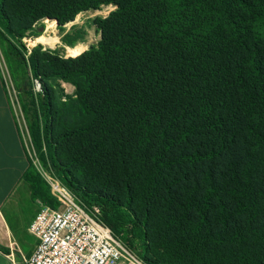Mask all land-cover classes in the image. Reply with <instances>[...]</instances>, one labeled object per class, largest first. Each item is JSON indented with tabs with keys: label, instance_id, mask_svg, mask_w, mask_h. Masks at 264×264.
Masks as SVG:
<instances>
[{
	"label": "trees",
	"instance_id": "trees-1",
	"mask_svg": "<svg viewBox=\"0 0 264 264\" xmlns=\"http://www.w3.org/2000/svg\"><path fill=\"white\" fill-rule=\"evenodd\" d=\"M102 6L95 48L26 52L36 23ZM0 51L39 163L147 264H264V0H0Z\"/></svg>",
	"mask_w": 264,
	"mask_h": 264
},
{
	"label": "built area",
	"instance_id": "built-area-1",
	"mask_svg": "<svg viewBox=\"0 0 264 264\" xmlns=\"http://www.w3.org/2000/svg\"><path fill=\"white\" fill-rule=\"evenodd\" d=\"M33 84L39 87L36 80ZM36 169L57 207L34 200L36 213L27 230L37 244L25 264H147L101 222L97 206H87L53 174Z\"/></svg>",
	"mask_w": 264,
	"mask_h": 264
},
{
	"label": "crops",
	"instance_id": "crops-1",
	"mask_svg": "<svg viewBox=\"0 0 264 264\" xmlns=\"http://www.w3.org/2000/svg\"><path fill=\"white\" fill-rule=\"evenodd\" d=\"M26 133L15 120L0 73V264H25L37 244L27 230L36 207L23 178L33 149Z\"/></svg>",
	"mask_w": 264,
	"mask_h": 264
},
{
	"label": "rangeland",
	"instance_id": "rangeland-1",
	"mask_svg": "<svg viewBox=\"0 0 264 264\" xmlns=\"http://www.w3.org/2000/svg\"><path fill=\"white\" fill-rule=\"evenodd\" d=\"M113 9V6H102L98 10H88L85 12H81L72 21L64 24V26L62 27L57 24L56 20H51L48 18L43 19L40 22L36 23L34 31H26L21 41L23 42L24 47L26 49L28 48L26 51L28 52V54L30 53L31 49L39 47V51H37L38 54L43 53L50 58H52L54 55H58L62 58L77 57L84 51L90 48H95L97 46L98 42L100 41V32L94 25V21L97 18L107 17L108 14L113 11ZM78 29H81L84 32V36L81 41H74L73 46H70L63 41V38L66 34L67 36H69V41H73L78 34ZM33 32L40 33L38 37L42 36L43 38H47L49 39V42H45L43 40L37 41L36 39L38 37L30 36L31 34H33ZM77 46H82L84 47V49L78 52H76L77 50H74V52L70 50L77 48ZM73 55L77 56L73 57ZM3 61L4 60L0 51V72H2L1 75L4 77L5 83L7 85L6 88L8 90L7 93L9 103L13 111L15 120L19 123L18 126L20 128V131L23 130L24 135H26L27 133L25 122L20 110L17 94L14 88H12L13 86L9 80V75ZM45 83L48 86V90L54 108H56L62 103H68L70 100L73 99L74 86L72 84L68 82H63L62 80L58 79H47ZM34 90L40 92V85L38 87L34 84ZM29 148V158L31 159L32 164H35L37 168L41 167L42 170H44L46 173H50L48 170L45 169L44 166L39 163L33 149L31 147Z\"/></svg>",
	"mask_w": 264,
	"mask_h": 264
},
{
	"label": "bare ground",
	"instance_id": "bare-ground-1",
	"mask_svg": "<svg viewBox=\"0 0 264 264\" xmlns=\"http://www.w3.org/2000/svg\"><path fill=\"white\" fill-rule=\"evenodd\" d=\"M36 40H37V41H41V40H43V41H45V42H49V39H47V38H43L42 36L38 37ZM82 49H84V47H82V46H77V48H75V49H70V50L73 51V52H74V50H77L76 52H78V51H80V50H82Z\"/></svg>",
	"mask_w": 264,
	"mask_h": 264
}]
</instances>
